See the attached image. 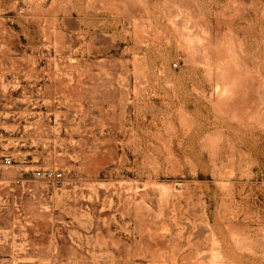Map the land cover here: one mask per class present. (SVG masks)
I'll return each instance as SVG.
<instances>
[{
  "label": "rangeland",
  "instance_id": "1",
  "mask_svg": "<svg viewBox=\"0 0 264 264\" xmlns=\"http://www.w3.org/2000/svg\"><path fill=\"white\" fill-rule=\"evenodd\" d=\"M0 264H264V0H0Z\"/></svg>",
  "mask_w": 264,
  "mask_h": 264
},
{
  "label": "built area",
  "instance_id": "2",
  "mask_svg": "<svg viewBox=\"0 0 264 264\" xmlns=\"http://www.w3.org/2000/svg\"><path fill=\"white\" fill-rule=\"evenodd\" d=\"M6 163H7V164H10V163H11V159L7 158V159H6ZM38 175H40V176H41V175H42V173L39 171V172H38Z\"/></svg>",
  "mask_w": 264,
  "mask_h": 264
}]
</instances>
